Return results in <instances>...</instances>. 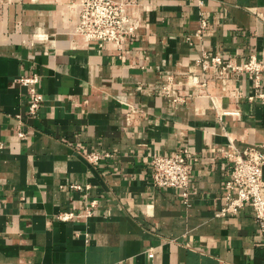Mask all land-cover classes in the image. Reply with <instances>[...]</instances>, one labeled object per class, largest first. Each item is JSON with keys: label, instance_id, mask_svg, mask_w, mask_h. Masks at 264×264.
Returning a JSON list of instances; mask_svg holds the SVG:
<instances>
[{"label": "crops", "instance_id": "1", "mask_svg": "<svg viewBox=\"0 0 264 264\" xmlns=\"http://www.w3.org/2000/svg\"><path fill=\"white\" fill-rule=\"evenodd\" d=\"M133 1L140 30L119 51L75 35L77 0H0V264H264L251 205L218 216L231 145L264 152V103L246 74L197 64L264 62V0ZM32 74L35 117L18 82ZM183 147L187 201L151 183L153 155Z\"/></svg>", "mask_w": 264, "mask_h": 264}, {"label": "built area", "instance_id": "2", "mask_svg": "<svg viewBox=\"0 0 264 264\" xmlns=\"http://www.w3.org/2000/svg\"><path fill=\"white\" fill-rule=\"evenodd\" d=\"M135 5L133 0H77L79 8V20L75 28V35L87 44L98 47L111 43L119 51L123 50L125 41L130 37H136L140 30L141 19L134 15L130 7ZM201 30L208 27L207 17H202ZM198 61L203 71L216 69L223 76L228 71L243 73L253 80L257 93L249 97L250 101L259 100L264 103V92L260 91L264 62L251 56L246 62L238 64L234 60L224 61L220 56L210 58V64L204 60ZM18 82L27 88L29 95L28 112L31 117L38 115L43 101V96L37 91L39 76L36 74L21 77ZM189 84L207 85L199 76H192ZM20 120V117H19ZM20 136H24L23 133ZM103 156L97 153H88L86 160L96 164ZM227 158L233 163L228 179L224 184L225 204L218 213L220 217L236 215L245 205L250 204L257 220L260 233L264 236V152L257 148H248L242 152L231 145V151ZM195 156L187 148L183 147L171 155L155 154L152 157L151 183L162 189L182 190L187 201L192 183V162ZM72 189L81 190L79 185H71ZM91 211L87 209L86 216ZM79 213H63L59 215L61 221H71L80 217ZM153 257V253L149 254ZM220 264H227L221 262Z\"/></svg>", "mask_w": 264, "mask_h": 264}]
</instances>
